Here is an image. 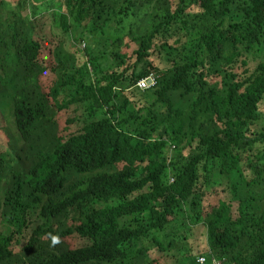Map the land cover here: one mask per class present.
Wrapping results in <instances>:
<instances>
[{
    "label": "trees",
    "instance_id": "1",
    "mask_svg": "<svg viewBox=\"0 0 264 264\" xmlns=\"http://www.w3.org/2000/svg\"><path fill=\"white\" fill-rule=\"evenodd\" d=\"M0 130V264H264V0H0Z\"/></svg>",
    "mask_w": 264,
    "mask_h": 264
},
{
    "label": "rangeland",
    "instance_id": "2",
    "mask_svg": "<svg viewBox=\"0 0 264 264\" xmlns=\"http://www.w3.org/2000/svg\"><path fill=\"white\" fill-rule=\"evenodd\" d=\"M4 1L10 2V3H15L17 0H4ZM28 16H30L29 12H28V11H25V12H22L21 18H27ZM130 31H131V26H129V28H127L125 31H123L122 34H124V33L126 34V33L130 32ZM92 36H93L94 38H96L97 41H98L97 53H98V54H101V53H103V52H106V50H107V48H108V46H109V44H110V42H111L112 40H110V39L107 38V37L99 38V36H98V35H95V34H93ZM86 42L89 43V41H86ZM79 48H80L81 50H84V49H85V44H84V42H82V43L79 45ZM250 65H251V68H252V69L255 68L256 63H255V61H254V57H250ZM11 70H12V72H11ZM11 70L9 69V71L6 72V74H7L6 78H7V80H10V81L14 80L13 83H14V85L16 86V85H18V84L20 83V81L22 80V76H21L20 73H16V72H15V69H11ZM6 90H7V89H6ZM59 118H60V121H61V127H62V126L64 125V120H63L62 117H59ZM62 129H63V128H62ZM10 130H11V129H10ZM5 138H6V134L3 133L2 130H0V149H1V150H4L5 147H6V142H4V139H5ZM251 191H252V188H250V187H246L245 195L247 196V198L251 195Z\"/></svg>",
    "mask_w": 264,
    "mask_h": 264
},
{
    "label": "built area",
    "instance_id": "3",
    "mask_svg": "<svg viewBox=\"0 0 264 264\" xmlns=\"http://www.w3.org/2000/svg\"><path fill=\"white\" fill-rule=\"evenodd\" d=\"M160 75L158 73L152 72L147 76L141 78L136 83V88L140 91H146L157 87L159 83ZM209 257V258H208ZM200 256L197 258V264H223L220 260L214 256Z\"/></svg>",
    "mask_w": 264,
    "mask_h": 264
},
{
    "label": "bare ground",
    "instance_id": "4",
    "mask_svg": "<svg viewBox=\"0 0 264 264\" xmlns=\"http://www.w3.org/2000/svg\"><path fill=\"white\" fill-rule=\"evenodd\" d=\"M149 250V249H148Z\"/></svg>",
    "mask_w": 264,
    "mask_h": 264
}]
</instances>
